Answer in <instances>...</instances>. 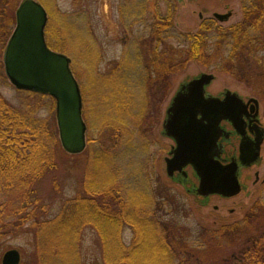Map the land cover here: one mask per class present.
<instances>
[{
    "label": "rangeland",
    "instance_id": "rangeland-1",
    "mask_svg": "<svg viewBox=\"0 0 264 264\" xmlns=\"http://www.w3.org/2000/svg\"><path fill=\"white\" fill-rule=\"evenodd\" d=\"M22 1L0 0V62L3 75L0 94L15 107L25 108L30 105L37 120L53 127L64 151L58 136L53 101L44 99L39 105L37 98L28 97L16 90L4 73V50L15 28V13ZM34 1L41 4L46 12L45 41L53 51L68 57L72 63L75 79L80 84L83 116L89 127L86 141L88 138L92 140L89 144L86 142L85 150L79 154H68L65 151L58 154L55 157L57 166L37 185L38 196L49 207L43 218L50 219L57 215L61 206L76 197L82 186L112 177L115 184L121 186L120 196L123 199L110 200V204H121L122 207L119 208H123V214L133 217L136 223L141 219L144 222L145 219H156V223H167L174 227L185 240L189 252L198 259L187 258V264H220L218 258L226 256L233 247L227 238L222 241V244L227 245L221 247L209 235L215 229L213 227L217 221L232 218V223V220L241 219L256 201L257 197H253L257 185L264 178V142L259 163L239 169L241 192L238 195L231 198L197 197L192 191L197 187L198 180L190 167L184 169L186 178L175 173L171 179L166 174L164 160L170 157L169 153L175 143L163 133L165 111L179 87L201 74H211L214 77L205 88L206 95L220 97L229 91L236 93L244 101L249 98L257 99L263 129L264 105L251 86L235 80L227 73L212 71L201 62L190 60L183 67H175L171 72H166L162 62V49L160 52L152 51L163 37V27H158L162 33L159 36L157 27L154 28L153 25L155 22L169 20L172 32L192 34L203 21L211 19L218 26L227 28L241 21V0ZM226 14H230L226 21H219L214 17ZM171 29L168 30L169 33ZM178 41L171 38L167 42L171 48H175L179 45ZM150 49L151 57L147 56ZM145 64H148L149 71L144 69ZM158 74L161 80L157 81L155 77ZM162 74L167 76L165 83ZM148 76L151 79L146 93ZM117 126L123 130L120 131L122 140L114 148V162L105 164L106 162L95 160L92 155L97 144L95 141L105 137L108 140L109 134L114 137L110 128L114 131L113 127ZM238 141L232 137L226 143L222 140L219 142L221 160L229 162L236 157H229L227 153L233 145L237 148ZM112 166L117 170L116 175ZM143 193L149 196L146 198ZM145 198L147 202L143 203ZM124 201L126 203L123 207ZM117 208L112 207L115 210ZM145 210H149V213ZM25 228L23 226L19 231L14 228L7 230L8 235L1 244L5 246L3 254L8 250H17L21 255L19 264H38V247L35 246L32 234ZM157 230L154 231L156 234L159 233V229ZM119 231L126 243L135 239L136 246L151 234V228L143 231L140 225L132 221L131 226H124ZM44 234L47 236V233ZM81 235L80 255H76L74 264H99L101 245L97 233L88 227ZM202 245L206 247L202 248ZM198 246L200 248L197 250ZM47 250L49 254L46 253ZM43 251L44 257L45 253L48 255V258L45 257V264L71 263L69 256H52L47 247ZM71 260L73 261L72 256Z\"/></svg>",
    "mask_w": 264,
    "mask_h": 264
},
{
    "label": "trees",
    "instance_id": "trees-1",
    "mask_svg": "<svg viewBox=\"0 0 264 264\" xmlns=\"http://www.w3.org/2000/svg\"><path fill=\"white\" fill-rule=\"evenodd\" d=\"M241 8L243 17L240 22L222 28L213 20L207 19L192 34L172 32L169 20L155 22L153 27H157V30L158 27H163V37L152 51L160 52L162 49V62L166 72H171L175 67L179 69L190 60L201 62L212 71L227 73L235 80L251 86L264 105V0H241ZM162 33L158 30L159 36ZM171 38L179 40L178 47H170L167 41ZM45 42L50 48L47 40ZM149 51L147 56L151 57L152 51ZM145 65L144 69L149 71L148 64ZM1 69L0 62V80H3ZM70 70L76 78L71 62ZM166 78L162 74L164 83ZM149 79L150 76L146 78V93L149 90ZM159 79L161 80L160 75L155 77V80ZM77 84L80 85L78 81ZM19 92L37 98L39 105L44 99L52 100L55 104L51 97ZM31 108L30 105L25 108L15 107L0 94V257L5 250V246L1 244L8 235L7 230L14 228L19 231L25 226L38 247V264H45V257L48 258V250L44 257L43 250L46 247L50 250V255L69 256L71 263L68 264H74V258L80 255L81 233L88 227L97 233L101 245L99 264H152L151 261L159 264H187V258L197 259L189 252L185 240L174 227L167 223H156V219L149 221L144 218L145 222L141 219L136 223L133 217L123 214V208H119L122 207L121 204H110V200L123 199L120 196L121 186L115 184L112 177L82 186L76 197L61 206L57 215L50 219L43 218L49 207L38 196L36 187L57 166L55 157L64 151L53 127L37 120ZM82 111L83 109L81 113L87 133L89 127ZM113 128L114 131L110 128V132L115 134L114 137L109 134L108 140L106 137L98 138L92 153L95 160L106 162L105 164L114 162V148L122 140L120 131L123 129L118 126ZM91 142L88 138L87 143ZM112 169L116 175L117 170L113 166ZM258 185L253 197L257 199L244 216L232 220V223V218L217 221L213 227L215 229L209 235L219 246H226L222 241L227 238L233 247L226 256L218 258L220 264H264V178ZM143 195L146 198L149 196L145 193ZM146 198L143 203L147 202ZM125 203H122L123 207ZM113 206L118 208L112 209ZM145 212L149 213V210ZM131 221L140 225L143 231L151 228L148 238L137 246L133 238L130 243H126L119 231L124 226H131ZM199 248L200 246L197 250Z\"/></svg>",
    "mask_w": 264,
    "mask_h": 264
},
{
    "label": "water",
    "instance_id": "water-1",
    "mask_svg": "<svg viewBox=\"0 0 264 264\" xmlns=\"http://www.w3.org/2000/svg\"><path fill=\"white\" fill-rule=\"evenodd\" d=\"M230 14L214 15L226 21ZM16 25L3 55L4 73L16 90L51 97L60 144L68 154H79L85 148L86 127L81 116V95L70 70V59L48 48L44 39L46 12L34 0H23L15 13ZM211 74H201L182 84L165 111L163 133L175 143L166 158V174L178 173L186 178L184 169L190 167L198 185L192 191L197 197L231 198L241 192L239 169L256 165L264 130L255 141H249L239 130L243 101L236 93L224 92L223 98L205 94L213 81ZM255 106L257 100L250 99ZM228 121L241 136L239 155L226 163L220 159L218 143L226 134L220 128ZM191 192V191H190ZM17 250L6 251L1 264H19Z\"/></svg>",
    "mask_w": 264,
    "mask_h": 264
},
{
    "label": "flooded vegetation",
    "instance_id": "flooded-vegetation-1",
    "mask_svg": "<svg viewBox=\"0 0 264 264\" xmlns=\"http://www.w3.org/2000/svg\"><path fill=\"white\" fill-rule=\"evenodd\" d=\"M218 98L222 99L223 95ZM250 99L251 98L246 99L245 101L241 99L243 101V107L241 112L242 124L239 126V130L243 133L244 137H246L247 140L253 142L255 141L257 134L264 129L262 128L260 120V104L258 102V105L255 106L254 103L250 101ZM220 128L223 130V133L226 134V136L221 137L218 143L221 140L223 141V143H226L231 140L232 137L237 138L239 140L237 148L233 145L232 147H230V151L227 153L229 154V157L236 155V157L232 159H237L239 155V143L241 140L240 134L236 132V130L232 127L231 123H229L228 121H222L220 123Z\"/></svg>",
    "mask_w": 264,
    "mask_h": 264
}]
</instances>
